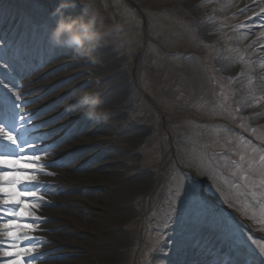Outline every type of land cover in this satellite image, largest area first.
<instances>
[{"label": "rangeland", "instance_id": "1", "mask_svg": "<svg viewBox=\"0 0 264 264\" xmlns=\"http://www.w3.org/2000/svg\"><path fill=\"white\" fill-rule=\"evenodd\" d=\"M0 1L5 14L24 7L21 0ZM29 1L43 12H53L61 2ZM232 1L69 0L75 7L64 9L65 16L86 21L90 15L98 14L106 25L121 24L127 37L119 54L113 52L109 40L103 41L94 53L96 64L57 46L60 52L50 58L63 62L52 71L50 80L71 73L63 82H52L55 88L51 91L72 93L65 101L74 100L76 85L82 81L92 86L91 92L111 85L105 90L109 92L107 98L100 97V109L108 115L106 121L100 120V133L109 138L105 147L117 155L114 173L121 177L95 188L115 192L117 210L95 209L94 232L85 225L71 226L76 230L71 238L77 243L69 249L71 259L87 263L100 260V252L91 251V242L100 244V228L112 227L110 220L118 226L125 223L124 234L135 239L129 264H140L137 259L141 250L158 243L159 232L175 235L182 229L186 231V227L219 238L240 263L264 264V225L258 218L248 219L241 211L245 203L258 209L251 196V191L258 190L251 188L248 179L258 180L249 171V164L258 167L264 155V96L245 94L244 89L251 85L249 78L236 77L237 71L248 68L250 63L264 67V11L252 16L243 9L232 11L228 8ZM25 13L32 19L40 16L34 8ZM242 16L245 17L240 19ZM248 24L254 25L253 38L243 45L239 30ZM54 27L55 24L51 29ZM0 48L1 54V44ZM46 67H36L30 74ZM122 97L125 105L116 118L112 107ZM48 110L52 113L56 109L49 106ZM77 111L81 113L80 108ZM83 129L79 128L78 136ZM62 131L63 128L55 131L46 141ZM122 132L133 137L116 142ZM69 136L67 148L72 147L73 135ZM132 139L134 143L129 144ZM62 160L47 167L59 170L62 164L65 168L73 163L67 158ZM128 180L142 183L132 187ZM60 190L61 187L50 190V197ZM74 204L77 208L83 205ZM127 210L134 217L121 222L119 213ZM175 223L180 226L171 231ZM66 226L70 227L69 223ZM148 252L152 261V250Z\"/></svg>", "mask_w": 264, "mask_h": 264}, {"label": "bare ground", "instance_id": "2", "mask_svg": "<svg viewBox=\"0 0 264 264\" xmlns=\"http://www.w3.org/2000/svg\"><path fill=\"white\" fill-rule=\"evenodd\" d=\"M20 3L24 4V7L21 6V11L16 8L18 12L15 13L11 10L5 14L2 11V3L0 1V44L2 45L0 59L3 62L1 69H6V66H8L10 71L12 69L13 71L15 70L13 75H16L9 81L13 83L14 90H17L22 95L23 100L20 103L26 104L24 112L30 115V119L25 121L27 129L31 133L29 138L39 137L36 143L40 148L53 146L49 148L47 155H42L39 162L46 165L40 170L38 175V195L43 197L39 201L41 206L38 209L31 210L41 219L32 221L37 225L34 231L20 230L23 234L34 237L31 241H22V244L30 243L35 245L32 264H88L89 262L76 259V257L71 259L72 254L69 249L77 244L71 238L76 232L73 228L85 225L90 232H94L92 218L95 209H118L114 206L115 192L103 189L101 191L95 190V188L104 187L120 180V174L118 172L114 173V169L118 168L116 163L117 155L110 151L109 147H105L109 142V138L100 133L102 129L100 120H90L83 116L82 113H78L77 110H79L80 106L76 104L75 99L65 101L71 96V92L66 93L62 89L51 91L55 88L54 84L56 82H63L64 78L71 74L58 75L50 80L52 71H55L57 66L63 63L50 60V58L60 52L59 48L49 43L51 28L58 17L52 16L51 10L41 11L44 9L40 10L39 6L36 7L29 0H21ZM32 8L40 14L38 19L33 18L30 20L31 18L26 15L25 12H31ZM228 8L232 11L243 9L245 14L252 16L259 13V11H264V0H234L229 3ZM244 17L242 16L240 19ZM47 21H49L48 25L45 24ZM253 27L254 25L248 24L242 26L239 30L240 37L243 38V45L251 43ZM263 46L264 44L261 47L263 48ZM252 47L250 46V48ZM248 51L249 48L245 50V53ZM262 52L264 53V49ZM59 54L63 55L62 53ZM41 60L43 65H47L46 69L34 74L31 73L27 77L18 76L22 72L21 67L23 68L24 64L27 68L31 64L32 70H36L43 66L39 63ZM249 65L248 68H240L236 73V77L249 78L251 85L244 89L245 94H250L251 97L264 96V67L257 66L255 63H250ZM1 74L2 71H0ZM44 81L47 82L44 83ZM52 82L55 83L52 84ZM76 86L78 91H90L92 87H89L87 81H82ZM110 87L111 85L102 90L96 88L93 92L99 93V98L104 99L109 94V92L105 93V90ZM3 91L6 90L0 87V92ZM13 99L15 98L13 97ZM124 101L122 97L112 107L116 118L120 117L119 113L124 108ZM71 105L76 106L71 107ZM49 106H53L56 110L48 113L50 111L48 110ZM65 114L67 115L64 116ZM39 115L42 116L39 120H36ZM101 121L103 120L101 119ZM44 125L46 127L42 128ZM61 128H63L61 133L52 136L46 141L50 135ZM79 128H84V132H81L80 136H78ZM66 134L73 135V140L70 143L72 144L71 148H67L69 144H65L66 139H69L70 136L67 135V138H62ZM127 137H133V135L128 134V132H122L121 137L115 140L120 143ZM130 143H134V140H130ZM64 158L73 163L65 168L63 167L64 164H62L59 170L47 167L54 162H63L62 159ZM80 169L83 171L80 173L75 172ZM65 179H68V181H64ZM127 183L135 187L142 181L137 183V181L128 180ZM64 184L67 185V188ZM60 187L61 192L58 191L55 197H50L49 191L60 189ZM77 191H81V194H77ZM79 202L83 205L77 208L74 203ZM42 204L46 205V208ZM86 206L90 210H87ZM119 217H121L122 222L128 217L132 218L134 216L127 210L124 213H119ZM109 222L112 227L110 225L108 228H100V235L103 237L100 240V244L91 242V251L98 250L100 252V260H90L89 264H129L128 261L131 258L134 244L136 245L135 239L124 234L125 230L123 227L125 223L118 226L114 221L109 220ZM67 223H69L70 227L66 226ZM177 226L180 225L175 223L169 229L172 231ZM183 230H180L175 235H165L163 232H159L160 230H157L156 232L159 233L156 235V241H160L146 249H142L137 261L140 264H249L248 262L240 263L236 254L222 244L219 238L210 234L198 233L196 228L186 227V231L183 232ZM2 231L0 229V241H6L7 237L2 235ZM191 232L194 236H191ZM122 233L124 235L119 237ZM109 234H116L117 237ZM169 234L171 233L169 232ZM190 238L192 240L189 242ZM90 246L91 244H89ZM149 249L152 250V261L151 258L149 259ZM185 253H187V258H183ZM68 255L69 257L66 258ZM62 258L66 259L62 260Z\"/></svg>", "mask_w": 264, "mask_h": 264}, {"label": "snow or ice", "instance_id": "3", "mask_svg": "<svg viewBox=\"0 0 264 264\" xmlns=\"http://www.w3.org/2000/svg\"><path fill=\"white\" fill-rule=\"evenodd\" d=\"M0 87L6 90L0 92V112L4 116L0 122V229L7 237L6 241H0V264H32L35 245L22 244V241H31L34 237L20 230L34 231L37 225L32 221L41 219L31 210L41 206L39 201L43 197L38 195V175L46 165L39 162L53 146L40 148L36 143L39 137L29 138L31 133L25 121L30 115L24 112L26 104L20 103L22 95L6 80H0ZM249 171L258 177V180L246 178L251 188L258 190L251 191L258 209L245 203L241 211L248 219L256 221L258 218L264 225V155L258 167L249 164ZM261 253L264 254V246Z\"/></svg>", "mask_w": 264, "mask_h": 264}, {"label": "clouds", "instance_id": "4", "mask_svg": "<svg viewBox=\"0 0 264 264\" xmlns=\"http://www.w3.org/2000/svg\"><path fill=\"white\" fill-rule=\"evenodd\" d=\"M72 7H75V4L69 0H61L51 13L52 16L58 17L49 36L53 46L69 49L76 57L86 59L92 64L98 63L94 53L105 40L111 42L114 53L121 52L127 43L126 33L121 24L106 25L98 14L90 15L86 21L80 17L65 16L63 10ZM73 98L87 119L97 121L108 119V115L99 108L101 104L99 93L80 90L73 93Z\"/></svg>", "mask_w": 264, "mask_h": 264}]
</instances>
